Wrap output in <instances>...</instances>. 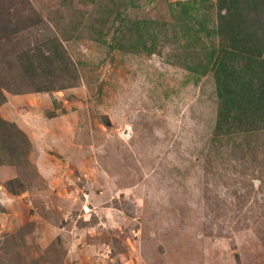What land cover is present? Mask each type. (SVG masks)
I'll return each instance as SVG.
<instances>
[{
    "label": "rangeland",
    "instance_id": "obj_1",
    "mask_svg": "<svg viewBox=\"0 0 264 264\" xmlns=\"http://www.w3.org/2000/svg\"><path fill=\"white\" fill-rule=\"evenodd\" d=\"M29 1L43 19L0 65V116L32 144L0 165V264H264V131L218 130L170 13L191 0ZM54 37L75 68L27 74L18 56Z\"/></svg>",
    "mask_w": 264,
    "mask_h": 264
},
{
    "label": "trees",
    "instance_id": "obj_2",
    "mask_svg": "<svg viewBox=\"0 0 264 264\" xmlns=\"http://www.w3.org/2000/svg\"><path fill=\"white\" fill-rule=\"evenodd\" d=\"M202 8L209 10L206 11L204 22L197 20V13ZM212 12L216 14L214 23L211 27L205 26ZM170 13L179 24L174 28L183 29L185 38L190 36L186 39L189 53L185 59L188 62L185 68L196 76L212 72L215 77L219 103L218 130L229 123L230 126L238 124L241 127L239 136L248 135L251 129L253 133L263 132L264 0L181 1L174 7L171 5ZM42 19L29 0H0V65L10 54L6 45L13 44L18 34L37 26ZM143 24L153 39L158 37L156 31L163 37L166 29L164 26L168 25L158 20H146ZM151 28L156 29L152 31ZM165 37L168 35L165 34ZM18 58L27 74L34 72V76L42 78L49 75L46 69L50 70L52 65H59L60 69L64 67L62 71L66 73L75 68V63L68 56L64 42L59 37L49 39L44 48L27 51ZM0 82L7 84L1 73ZM52 86L51 80L50 85L36 91L51 92L54 90ZM1 89L0 95L3 96ZM5 102L4 96L0 103ZM31 147L30 140L16 124L0 116V165L8 164V160L16 165L21 164ZM7 183L8 189L12 191L14 180ZM8 251L6 249L4 252ZM38 261L34 259L32 262Z\"/></svg>",
    "mask_w": 264,
    "mask_h": 264
}]
</instances>
